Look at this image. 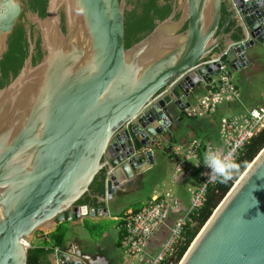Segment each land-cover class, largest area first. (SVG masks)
Segmentation results:
<instances>
[{
  "label": "water",
  "instance_id": "water-1",
  "mask_svg": "<svg viewBox=\"0 0 264 264\" xmlns=\"http://www.w3.org/2000/svg\"><path fill=\"white\" fill-rule=\"evenodd\" d=\"M128 9L126 0H49L45 17L26 13L45 54L33 63L28 26L29 55L0 89V264H28L39 232L108 216L113 193L174 138L171 105L185 111L220 72L205 62L227 52L240 71L264 44V0H181L127 48ZM23 12L21 0H0V63ZM100 177L104 193L92 189ZM50 264L96 263L65 243ZM179 264H264V148Z\"/></svg>",
  "mask_w": 264,
  "mask_h": 264
},
{
  "label": "built area",
  "instance_id": "built-area-1",
  "mask_svg": "<svg viewBox=\"0 0 264 264\" xmlns=\"http://www.w3.org/2000/svg\"><path fill=\"white\" fill-rule=\"evenodd\" d=\"M226 54L205 62L219 64L220 72L213 73L211 82L203 81L205 92L195 103H190L185 110L187 114L200 117L215 115L223 102L240 100V87L235 82L234 70ZM216 75L219 77L216 78ZM263 128L264 92L263 101L246 113L221 118L217 141L194 136L186 145L172 150L177 157L174 177L184 171L186 162L194 161L202 170L201 184L193 191L191 206L179 218L172 216L181 208L173 187L156 191L141 207L130 209L119 218L120 247L128 259H136V264H175L179 247L185 239V231L193 222V215L204 205L209 188L217 181L204 162L205 154L214 151L225 160L233 162ZM83 216L87 217L88 214ZM159 233L165 234V240L157 250L150 251L151 241ZM60 250L61 247L54 248L56 253Z\"/></svg>",
  "mask_w": 264,
  "mask_h": 264
},
{
  "label": "crops",
  "instance_id": "crops-1",
  "mask_svg": "<svg viewBox=\"0 0 264 264\" xmlns=\"http://www.w3.org/2000/svg\"><path fill=\"white\" fill-rule=\"evenodd\" d=\"M250 64L248 67L237 71L245 74L246 70L259 68L260 54L256 48H251L246 52ZM206 86L200 87L196 94L189 99V102L195 103L197 99L205 92ZM240 100L223 102L217 114L210 121L206 116H191L184 113L178 106L171 105L170 110L174 118V137L177 138L173 151L177 146L186 145L193 136L212 140L219 136L220 120L223 116L238 115L246 111L263 99L260 97L254 103H251L250 95L243 91L240 86ZM261 94V93H260ZM228 113V114H226ZM217 141V140H213ZM167 142L165 144H169ZM162 148L154 151L156 163L149 170L129 182L123 190L113 193L112 199L107 204L109 208L108 216L89 217L85 221L75 220L69 224L66 243L72 245L75 249H80L86 255L92 257L96 264H136L125 255L120 247L121 230L119 228V218L130 209L141 207L149 200L156 191L161 189L174 188V195L178 199L181 208L174 212L173 217L179 218L192 204L193 191L201 184L202 170L194 161L186 162L184 171L175 175L176 156L169 159L161 154ZM166 153V152H164ZM167 154V153H166ZM169 155V153H168ZM196 175V178L194 176ZM151 182V183H150ZM172 222V220H171ZM44 235L37 233L33 239L32 245H37L43 241ZM165 240V234L159 233L151 241L150 251H155Z\"/></svg>",
  "mask_w": 264,
  "mask_h": 264
},
{
  "label": "trees",
  "instance_id": "trees-1",
  "mask_svg": "<svg viewBox=\"0 0 264 264\" xmlns=\"http://www.w3.org/2000/svg\"><path fill=\"white\" fill-rule=\"evenodd\" d=\"M48 3L49 0H28V8L26 7V9L37 12L41 17H45L47 15ZM167 15L168 13H166L165 16H162L161 20H164ZM130 16L131 12L126 11L125 44L127 48L146 37L157 25V23L151 21L146 12H144L141 16H138L139 18L137 17V19L132 22L130 21ZM33 28L34 26L32 25V29ZM32 34H34V29ZM38 41L40 42V40ZM39 42L37 44V49H39ZM29 46L30 44L28 41L25 24L22 20H20L9 37L8 51L4 54L0 63V89L8 85L19 74L26 58L29 55ZM41 55L42 54L39 51L37 55L39 58L36 56L33 57L34 64L37 63ZM10 72L12 73L11 77H9ZM184 113L186 112L184 111ZM218 138L219 136L212 140H217ZM201 139L206 140L205 138ZM176 140L177 138L174 137L169 144H164L163 147V151L169 153L171 158L175 156L172 150ZM263 148L264 128L251 139L240 155L233 161L237 163L239 169V171L233 175V178L227 183H220L217 180L216 183L209 188L204 205L193 215V222L187 227L185 231V239L182 245L179 247L175 264H179L191 243L209 220L215 209L219 206L236 181L240 178V176L244 173V171L253 162V160ZM92 189L97 193H104L105 188L102 177L98 178L93 183ZM90 202L91 200L87 197L84 201H81V204H89ZM92 203H94V200H92ZM68 231V223H63L51 233H42L44 235L43 241L37 245L31 244L28 264H50L51 253L54 251L56 246L63 247L65 245ZM166 264H169V262Z\"/></svg>",
  "mask_w": 264,
  "mask_h": 264
},
{
  "label": "flooded vegetation",
  "instance_id": "flooded-vegetation-1",
  "mask_svg": "<svg viewBox=\"0 0 264 264\" xmlns=\"http://www.w3.org/2000/svg\"><path fill=\"white\" fill-rule=\"evenodd\" d=\"M180 1L181 0H126L127 5L130 7V9H128L127 11L131 12V16H130L131 22L135 21L138 16H141L144 12H146L148 14V17L154 23H158L159 21H162L161 17L165 16L166 13H168V15L165 17V19L168 18L172 14V12L175 10V7L178 6ZM21 2L23 5L24 12L21 15L19 21L22 20L24 22L26 30H28L27 29L28 26H30L32 29V23L26 17V13L30 11L29 9H26V7L28 8V5H27L28 0H21ZM178 18H179V12H177L175 19H178ZM33 29H34V34H32V37H33L34 42L36 43L34 56L37 57L38 52L40 51L42 55L39 60H41L45 52L42 46V41H41L39 32L35 28ZM33 29H32V32H33ZM38 40H40V42ZM38 42H39V49H37ZM39 60L37 61V63L40 62ZM11 75L12 73L10 72L9 77H11Z\"/></svg>",
  "mask_w": 264,
  "mask_h": 264
},
{
  "label": "rangeland",
  "instance_id": "rangeland-1",
  "mask_svg": "<svg viewBox=\"0 0 264 264\" xmlns=\"http://www.w3.org/2000/svg\"><path fill=\"white\" fill-rule=\"evenodd\" d=\"M256 51L260 54L261 61L264 62V44H261L256 47ZM259 68L246 70L245 74H241L240 72L234 71V79L238 86L242 87L243 91H247L250 95L251 103H254L261 95L263 99V92H264V63L259 64ZM219 75H216L218 78ZM261 93V94H260ZM228 114V113H226ZM213 117H218L217 115H208L206 119L210 121ZM163 157L169 159L168 153H162ZM196 178V175L194 176ZM151 183V182H150ZM68 223V227H69ZM70 231V230H69ZM41 233V232H40ZM39 233V234H40ZM42 234V233H41ZM69 235V233H68ZM67 239V237H66Z\"/></svg>",
  "mask_w": 264,
  "mask_h": 264
},
{
  "label": "clouds",
  "instance_id": "clouds-1",
  "mask_svg": "<svg viewBox=\"0 0 264 264\" xmlns=\"http://www.w3.org/2000/svg\"><path fill=\"white\" fill-rule=\"evenodd\" d=\"M204 162L211 169L212 177L220 183H227L239 171L237 163L225 160L214 151L205 154Z\"/></svg>",
  "mask_w": 264,
  "mask_h": 264
}]
</instances>
